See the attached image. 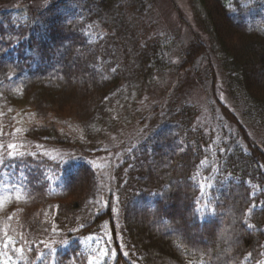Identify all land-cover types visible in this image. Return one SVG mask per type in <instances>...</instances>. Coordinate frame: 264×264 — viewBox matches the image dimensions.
I'll list each match as a JSON object with an SVG mask.
<instances>
[{
  "label": "trees",
  "instance_id": "16d2710c",
  "mask_svg": "<svg viewBox=\"0 0 264 264\" xmlns=\"http://www.w3.org/2000/svg\"><path fill=\"white\" fill-rule=\"evenodd\" d=\"M5 1L0 184L10 192L0 264H264V147L248 134L232 146L181 102L122 151L111 191L94 163L128 115L141 121L133 92L197 64L200 36L176 64L147 0H10V11ZM198 2L231 94L255 123L254 113L264 118V0ZM21 104L34 117L9 133L5 117ZM39 144L78 152L59 158Z\"/></svg>",
  "mask_w": 264,
  "mask_h": 264
},
{
  "label": "rangeland",
  "instance_id": "374dc122",
  "mask_svg": "<svg viewBox=\"0 0 264 264\" xmlns=\"http://www.w3.org/2000/svg\"><path fill=\"white\" fill-rule=\"evenodd\" d=\"M148 18L154 25L157 35L170 47L169 58L176 64H180L181 53L186 46L193 40L196 33L206 44L204 55L198 60L193 68L182 72H166L161 78L156 79V89H147L144 92H133L130 96L134 107L138 112L139 119L132 121V116L128 115L118 129L113 130L107 137V152H103L94 157V163L99 170L103 183L110 184V191L113 188V168L118 157H122V151L131 143L138 141L146 130L151 126L163 123L168 109L176 104L191 103L199 108V120L207 128H213L219 132L226 141L231 140V145L244 144V133L264 147V118L254 113L257 120L253 123L245 114L246 105L234 93L231 94L230 74L225 70L221 57L223 52L216 45L214 38L204 27L200 16L203 11L198 0H147ZM1 6H8L10 11L16 7V3L10 0ZM144 17V16H143ZM209 35H208V34ZM136 91V90H135ZM142 98V107L135 105L134 100ZM222 105L228 106L231 113L223 111ZM27 106V105H26ZM25 105L15 107L9 113L11 120L9 133L19 135L20 130H25L31 122L34 114H29L22 110ZM28 107V106H27ZM155 107L159 111L155 112ZM219 134V135H220ZM118 136L122 142L117 143ZM125 140V141H124ZM49 148L53 150L55 157L63 158L76 156L78 150L65 148V146L42 147L40 144L37 149ZM50 154V156H53ZM54 157V156H53ZM109 190V187H106ZM10 188L0 184V208L8 203Z\"/></svg>",
  "mask_w": 264,
  "mask_h": 264
},
{
  "label": "snow or ice",
  "instance_id": "6c2138e0",
  "mask_svg": "<svg viewBox=\"0 0 264 264\" xmlns=\"http://www.w3.org/2000/svg\"><path fill=\"white\" fill-rule=\"evenodd\" d=\"M10 149H14L16 146L14 144L8 145ZM14 154V153H13ZM10 239V238H9ZM20 251H23V249H20ZM124 255H127V253H124Z\"/></svg>",
  "mask_w": 264,
  "mask_h": 264
}]
</instances>
